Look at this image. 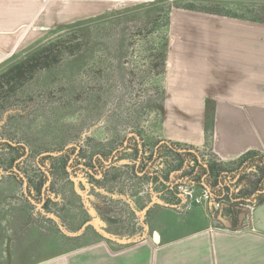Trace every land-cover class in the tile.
<instances>
[{
	"label": "rangeland",
	"instance_id": "rangeland-1",
	"mask_svg": "<svg viewBox=\"0 0 264 264\" xmlns=\"http://www.w3.org/2000/svg\"><path fill=\"white\" fill-rule=\"evenodd\" d=\"M186 6L264 23V0H0V40L8 46L16 38L8 50L0 44V87L6 85L0 88V138L28 149L17 160L15 150L0 145V264H37L58 256L78 242L66 232L81 229L88 217L84 207L99 201L111 206L114 190L124 194L150 182L155 190L171 191L179 178V158L171 152L155 162L157 175L141 178L125 164L135 159V150H128L106 179L93 182L96 191L86 190L79 181L84 173L78 177L70 167L72 160L90 162L97 152L110 153L129 133L138 135L146 155L153 153L161 137L165 72L159 70L170 14L205 12ZM21 65L26 71L20 78ZM9 72L17 76L10 84L2 78ZM199 151L217 163L208 146ZM43 152H61L46 160L53 172L48 209L29 201L12 171L16 160L27 180L41 181ZM238 158L221 163L253 185L258 174ZM251 211L244 206L242 219ZM84 232L95 237L91 227Z\"/></svg>",
	"mask_w": 264,
	"mask_h": 264
},
{
	"label": "crops",
	"instance_id": "crops-1",
	"mask_svg": "<svg viewBox=\"0 0 264 264\" xmlns=\"http://www.w3.org/2000/svg\"><path fill=\"white\" fill-rule=\"evenodd\" d=\"M11 37L8 46L0 40L3 48L14 44ZM206 112L211 135L205 130ZM160 134L198 151L208 146L222 162L248 151L264 153L262 21L171 12ZM225 174L220 196L197 184L198 193L200 188L211 193L207 203L184 205L183 197L155 190L149 182L137 191L117 192L111 206L103 201L85 206L88 217L81 229L66 232L78 242L37 264H264V231L253 227L251 215L231 216L241 197L239 175ZM217 201L223 202L216 206ZM222 210L231 226L220 218ZM86 227L95 237H87Z\"/></svg>",
	"mask_w": 264,
	"mask_h": 264
},
{
	"label": "flooded vegetation",
	"instance_id": "flooded-vegetation-1",
	"mask_svg": "<svg viewBox=\"0 0 264 264\" xmlns=\"http://www.w3.org/2000/svg\"><path fill=\"white\" fill-rule=\"evenodd\" d=\"M1 139H6V138H0V145H2V143H4V142L8 143L6 141H1ZM140 142H141V140L139 139V137L136 133H132L130 135L128 134L125 137V142L120 147L114 148L113 150H111L110 153H108L106 155L101 153V152H97L94 155V157L91 159L90 162L80 160V162L77 163L76 161L72 160L71 161L72 166L70 167L71 171L74 173V175H76L78 177L80 175H82V173H84L82 175V176H84V181L80 178H79V181L84 182L83 186L86 190L89 189V190L96 191L97 185L93 184V182L103 181L104 179H106L108 176L107 172L114 167L115 163L118 162L119 159H123V157L127 154L128 150H131V149L135 150V152L133 153V155L135 156V159L133 160L132 163L126 162L125 164L133 165L132 169L135 172V175L140 176L141 178L145 177L149 173H155V171L157 170L156 166H155V162L157 161L158 158H160L162 153L171 152L175 155V152L177 151V149H172V147H167L168 149L167 148L165 149L163 147L159 148V146H161L162 144L167 142V140H165V139H160L157 142V144L155 145L153 153H151L150 155H146V152L145 151L143 152V146H141ZM8 144H10V143H8ZM10 145H12V144H10ZM12 146L19 148L18 152H17V155H18L17 160H20V158L24 159L27 156L28 149L24 143L15 142V145H12ZM74 150H75V148H74ZM182 150H190V151L194 152L193 149H186V147H182V148L178 149V151H182ZM195 150H197V149H195ZM195 154L197 155L198 162L203 163V166H206V163H209V159H205L203 157V154L200 153V151H198V152L195 151ZM42 156L43 155H41V157ZM176 158L178 160L177 156H176ZM42 160H44V159H42ZM39 165H41L45 168V169H43L40 166L41 170L43 172V177L44 176L46 177L45 182L42 184H39L40 181L35 183L31 180H27V178L24 175L25 173L22 172V170L19 168V163L17 164L16 160L13 163L12 171L16 175L17 178L22 179L23 183L26 182V185L24 187V189H26V193L25 192L24 193L27 194L26 196L28 197V199L30 197L35 202V204L40 203L41 206L43 207V209H48L49 206H48L47 202L49 199V194H48L49 186L47 184L44 187V184L49 179V177H48L47 173H45L44 170L48 171V173L50 175V181H51V174L53 172H51L50 168H46V165H47L46 160H44V162H42L41 164L39 161ZM178 165H179V163H178ZM177 167H175L174 169H177ZM243 178H245V177H240L237 180V183L239 182V185L243 189L239 188V192L241 193V195H240L241 197L239 196L240 200H238L235 203V206L232 208L231 216L238 217L241 214V212L243 211L242 207H244L249 202L252 204H256V199H257L256 195H253L251 197L250 201L249 200L245 201V199L247 198V194L244 190L248 189L249 187L251 188L252 186L249 184V181L247 182V179H246V181H242ZM88 179L90 181H92V180L93 181L91 183H88ZM192 182L196 183L194 181H192ZM241 182L244 184L241 185ZM34 187H35V189H33ZM115 188H117V187H115ZM116 194H117V191L114 190L110 197H112L116 200ZM224 197L222 198L223 200H225ZM29 201H31V200L29 199ZM225 201L227 202V200H225ZM34 202H32V203H34ZM46 203H47V205L45 206Z\"/></svg>",
	"mask_w": 264,
	"mask_h": 264
},
{
	"label": "trees",
	"instance_id": "trees-1",
	"mask_svg": "<svg viewBox=\"0 0 264 264\" xmlns=\"http://www.w3.org/2000/svg\"><path fill=\"white\" fill-rule=\"evenodd\" d=\"M186 8L195 9V10H202V11H205L208 13L221 14L219 12L212 11V10L196 9L192 6H186ZM168 25H169V23H168ZM167 48H168V37H166L165 42H164V52L162 54V59H161V63H160V70H159L160 73L166 71L165 64H166V58H167ZM45 49L46 48L43 47L42 52H44ZM44 57H48V54L45 55ZM32 59H33V57L32 58L30 57L26 63L31 62ZM25 64H23V65H25ZM23 65H21L20 67H17V69H16V71H17L16 74L20 75V78L23 77V74L26 71V69H23L24 68ZM13 73H15V72H13ZM11 75H12V72H9L8 74H3L2 78H3V80H5L6 83L10 84L11 81L14 80V77L15 78L17 77V76H11ZM4 86H6V85L1 86L0 88H2ZM5 92H6V94L8 92H11V88L9 90H6ZM163 93H164V91H163ZM209 120H210V122L208 123ZM205 130H206V132H208V134L211 135L212 120L210 119L209 112H206ZM2 145L7 146L8 148L12 149L13 151L15 150L16 152H18V149H19L18 147H14V146H12L8 143H5V142L2 143ZM160 147H163L165 149L167 147H172V149H177V151L176 152L174 151V152H175V155L179 158V165H178L176 170H178V171L180 170V178H182V179L189 178L191 181H194L199 185H202V186L206 185L209 188L210 192L215 195V197L220 196L222 194V192H224V190H225V186H224L225 184L223 181V177H225V175H226L225 173L230 174L231 179H233L236 175L240 176L239 171L236 174H231V172L226 170L225 167L222 165L223 163H221V161L218 159H217V163L209 160V163H206V166H203V163L198 162L197 155L195 154V151L198 152V150H194V152H192L190 150L178 151V149L185 147V146L180 145L177 142L167 141L166 143L159 146V148ZM186 149H191V148L186 147ZM258 153L259 152H257V151H248V152L242 154L241 156H239V158H238L241 161L245 160V164L243 165L244 168H250L251 170H254L258 174L257 179L255 180L253 185H251L252 187L251 188L249 187L248 189L244 190L247 192L246 194L248 195V197L251 196V194L257 196L256 205L260 204L264 201V157L262 155H260V153L259 154ZM61 156L62 155H59L57 157H61ZM49 157H51V156L43 155L41 157V159L47 160ZM185 162H186V165H190L191 163H193L192 168H189L188 171H187V166L186 167L184 166ZM45 180H46V177L44 176L43 179L39 182V184L44 183ZM33 189H35V187ZM239 195H241V194L238 193L237 196H239ZM232 196H234V194H232ZM221 198H223V197H221ZM217 199L218 198H216L215 200H217ZM46 205H47V203L45 204V206Z\"/></svg>",
	"mask_w": 264,
	"mask_h": 264
},
{
	"label": "built area",
	"instance_id": "built-area-1",
	"mask_svg": "<svg viewBox=\"0 0 264 264\" xmlns=\"http://www.w3.org/2000/svg\"><path fill=\"white\" fill-rule=\"evenodd\" d=\"M193 165V163H191L190 165H186V162L184 163V166L189 169V167L191 168ZM156 169H158V167L156 166ZM178 170H175V172H177ZM157 172L155 171L154 175ZM186 179L189 178H185L182 179L180 178V173H179V178H177L176 180H174L175 184H172V186H170V189L172 192V187L174 188L173 193L175 194L176 197H183L185 199V203L184 205L190 206L191 204H202V203H207L211 200V193L203 188H200L199 193L197 192V189L199 188L197 185H195L190 179L191 182H187L185 183L184 181ZM161 180V179H160ZM168 184V183H167ZM223 201H217L215 202L216 206H219V204L221 205ZM253 208V207H252Z\"/></svg>",
	"mask_w": 264,
	"mask_h": 264
},
{
	"label": "water",
	"instance_id": "water-1",
	"mask_svg": "<svg viewBox=\"0 0 264 264\" xmlns=\"http://www.w3.org/2000/svg\"><path fill=\"white\" fill-rule=\"evenodd\" d=\"M132 134V133H129V135ZM1 141H6L12 145H15V142H12L11 140H8V139H1ZM61 152H43L41 153L40 155H58L60 154ZM43 169H45L43 166H41ZM45 173H47L49 179L46 181V183L44 184V187L49 184L50 182V175L48 173L47 170H44ZM24 184L26 185V182H24ZM210 191V190H209ZM24 192L26 193V189H24ZM27 195V194H26ZM29 199L34 202L30 197ZM35 203V202H34ZM37 205L40 204V203H36ZM220 218L223 219L227 225L231 226V222L229 221V219H226L224 217H222L221 214H219ZM251 217H252V220H253V227L255 229H258V230H263L264 231V202L260 203V204H257L255 205L253 208H252V211H251ZM155 238H157V235L155 234Z\"/></svg>",
	"mask_w": 264,
	"mask_h": 264
}]
</instances>
